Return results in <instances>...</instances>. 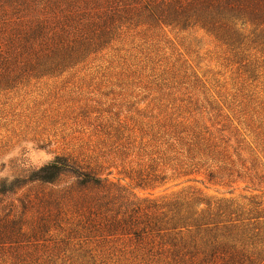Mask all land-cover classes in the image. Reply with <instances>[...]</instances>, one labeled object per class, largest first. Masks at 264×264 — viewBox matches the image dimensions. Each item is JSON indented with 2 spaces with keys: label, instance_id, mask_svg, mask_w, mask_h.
<instances>
[{
  "label": "trees",
  "instance_id": "trees-1",
  "mask_svg": "<svg viewBox=\"0 0 264 264\" xmlns=\"http://www.w3.org/2000/svg\"><path fill=\"white\" fill-rule=\"evenodd\" d=\"M190 31L226 48L245 82L258 78L264 0H0V91L60 77L132 34ZM132 65L126 77L141 78L146 66ZM154 66L145 89L159 96L147 108L160 111L113 145L129 159L116 182L103 156L81 153L3 184L0 194L39 189L18 198L19 216L0 219V246L12 244L0 264H264V98L207 87L185 62ZM179 180L171 187L224 191L153 196ZM67 253L76 257L58 258Z\"/></svg>",
  "mask_w": 264,
  "mask_h": 264
},
{
  "label": "rangeland",
  "instance_id": "rangeland-1",
  "mask_svg": "<svg viewBox=\"0 0 264 264\" xmlns=\"http://www.w3.org/2000/svg\"><path fill=\"white\" fill-rule=\"evenodd\" d=\"M258 61V78L245 82L242 66L204 32H167V36L160 37L149 32L132 34L60 77L31 80L16 89L0 91V189L3 184L27 179L56 155L81 153L103 156L102 161L112 173L110 180L116 182L121 166L127 168L129 159L115 157L113 145L122 144L129 130L137 132L146 123V117L160 111L156 107L147 108L152 98L159 96L155 88L145 89L148 80L144 76L150 67H171L185 62L188 73L192 71L202 82L207 81V87L222 88L223 93L230 95L240 89L244 94L264 98V56H258ZM132 64L146 66L141 78L126 77L125 70ZM217 85L218 88L214 87ZM158 104L156 101L157 107ZM171 106L168 105L167 112H171ZM181 181L168 183L153 192V196H169L187 186L202 188L209 195L219 196L224 191L206 190L192 182L171 187ZM34 186L29 184L16 193L0 194V219L19 216L23 210L18 198L23 194L33 198L39 189ZM135 193L138 197L147 195L143 191ZM239 194L246 193L241 190L235 193ZM32 212L27 208L26 216ZM0 248L7 257H12V244ZM37 256L43 257L41 250ZM65 256L76 257V254H60L58 258Z\"/></svg>",
  "mask_w": 264,
  "mask_h": 264
}]
</instances>
